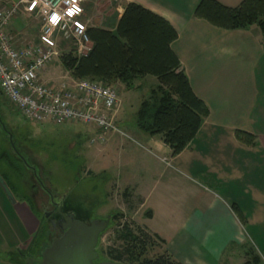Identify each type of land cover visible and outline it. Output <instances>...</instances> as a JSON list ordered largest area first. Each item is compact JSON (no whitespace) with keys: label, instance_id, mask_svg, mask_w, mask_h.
<instances>
[{"label":"crops","instance_id":"1","mask_svg":"<svg viewBox=\"0 0 264 264\" xmlns=\"http://www.w3.org/2000/svg\"><path fill=\"white\" fill-rule=\"evenodd\" d=\"M18 1L0 0V7ZM98 1L111 10L106 18L100 17L98 22L96 18L98 29L114 31L128 4H135L169 23L177 34L170 51L192 94L207 110V117L189 145L172 157L160 137H150L136 126L140 101L149 89L156 87V79L138 80L136 83L140 84L133 89L120 85L113 114L116 131L104 132L87 126L91 127L90 134L81 139L85 157L82 174L108 176L112 186L106 204L95 202L99 206L96 211L112 202L116 210L109 207L111 213L119 212L125 221L141 219L138 227L162 243L178 264H261L264 261V40L260 29L254 25L226 31L196 19L194 12L202 0ZM214 1L235 8L243 0ZM18 14L24 15L22 11ZM19 20L13 24H19ZM85 21L88 22L86 18ZM34 42H38V37ZM41 74V83L54 87L60 84L47 83ZM138 91L142 92L135 107L126 102L129 110L135 108L133 114H127L122 106L125 97L120 95L129 97ZM130 115H134L133 123ZM236 132L253 137V146L240 143ZM75 145L70 142L69 147ZM8 160L9 150L1 151L0 264H18L11 256L25 249L28 242L31 246L40 222L30 204L12 198L9 186H21L20 176L24 177L27 167L17 172L16 184L14 177L12 181L6 178L10 173ZM93 169H97L96 173ZM81 199L90 202L86 195Z\"/></svg>","mask_w":264,"mask_h":264},{"label":"rangeland","instance_id":"2","mask_svg":"<svg viewBox=\"0 0 264 264\" xmlns=\"http://www.w3.org/2000/svg\"><path fill=\"white\" fill-rule=\"evenodd\" d=\"M84 7L88 29L99 27L96 23L99 18H106L111 11L107 5L104 6L103 2H99L98 0H86ZM19 18L20 23H15V25L13 24L14 26L11 25L10 32L16 36V41L18 42H21V40L34 42L38 37V23L25 13L24 15L18 14L15 20ZM96 18L98 19L95 22ZM103 23H107V21H103ZM89 43L91 50L92 44L90 41ZM77 46V43L74 41L56 38L51 48L57 52L59 57L47 65L45 67L46 70L42 71L41 76L43 80L45 79L47 83H52V85H57L71 78L69 73L63 69L61 58L70 54L73 57H78ZM151 83L146 84L153 85ZM137 84L140 83H135V86ZM107 85L112 87L118 95L121 90L120 84ZM141 92L133 93L129 97L128 95H120L121 98L125 97L124 100L122 99V106L127 114H133V111H135L134 105L137 103ZM126 102L131 103L134 107L132 106L133 108L129 110ZM133 122L134 115L131 117L130 123ZM90 130L91 127L76 123H65L57 126L28 122L0 94V153L1 151L6 152L7 149L9 150L8 164L10 171L8 172L10 173L6 177L7 180L10 178V181H12V177H14L13 181L17 184V177H19L17 172L20 173L25 166L27 167L24 171V177L21 178L20 176L21 186L17 188L9 186L11 196L16 201L24 199V201L30 204L37 221L41 223L34 246L29 247L30 243L28 242L24 245L25 249L24 247L21 248L22 250L19 253L13 254L11 259L19 262L18 264H28L29 261L27 259L21 260L19 258H21V254L25 255L29 252L34 253L35 259L37 258L36 260H41L39 257L40 251L42 252L44 248L49 247L54 239H58L62 235L60 232H50L46 235L47 229H45V224L41 221L43 207L46 212L50 210L47 194L50 193L55 201L67 197L66 199L70 198L74 200L73 202L76 205H78L77 201L83 200L81 198L85 195L90 197L89 203L92 207V218L89 221L94 220L106 223L105 230L98 237L95 249L97 259L94 264L109 262L116 264H154L157 261L178 264L179 262L177 263L172 259L168 250L158 240L152 238L151 240L142 239L144 236L136 230L140 229L141 219L135 218L133 220L128 218L125 221L120 217L119 212L114 211L111 213V210H116V206L112 202L108 204V207L103 208L104 206H101L96 211L99 206L95 202L98 203L97 200H99L102 204H106L105 200L108 199L107 192L110 191L112 186L107 180L108 176L104 178L96 174L86 176L81 172L85 165L81 139L83 140L86 134L89 135ZM8 135L11 140H9ZM70 142L76 144L72 149L69 147ZM3 166L6 171L5 165ZM92 171L96 173L97 169H93ZM107 202L109 203L110 201ZM109 207L113 209L110 210ZM114 215H118V219L113 218ZM144 221L148 224V221ZM82 222L86 223V221ZM123 228L131 230L133 237L136 238L130 245L117 240V234ZM34 239L31 243H34ZM249 244L256 253L254 244L251 241ZM261 264H264V261Z\"/></svg>","mask_w":264,"mask_h":264},{"label":"trees","instance_id":"3","mask_svg":"<svg viewBox=\"0 0 264 264\" xmlns=\"http://www.w3.org/2000/svg\"><path fill=\"white\" fill-rule=\"evenodd\" d=\"M194 17L226 31L255 25L264 40V0H243L235 8H227L214 0H202ZM87 36L92 44L87 56L62 57L63 69L74 80H98L106 85L120 84L126 89L135 88L138 80L155 78L156 87L149 89L137 110L136 126L150 137H160L172 157L180 154L197 134L207 110L192 94L187 78L178 70L179 63L170 51V45L177 38L174 29L164 19L128 4L114 31L90 28ZM235 136L246 146L254 144L253 137L247 134L236 132ZM77 203L72 204V209L84 215L88 222L92 218L91 204L84 200ZM136 230L144 236L142 239H156ZM135 239L128 228L117 234V240L128 245ZM154 264L169 263L157 261Z\"/></svg>","mask_w":264,"mask_h":264},{"label":"built area","instance_id":"4","mask_svg":"<svg viewBox=\"0 0 264 264\" xmlns=\"http://www.w3.org/2000/svg\"><path fill=\"white\" fill-rule=\"evenodd\" d=\"M86 0H19L0 7V93L28 122L76 123L104 132L116 131V91L98 80L68 78L54 87L40 74L59 56L56 38L77 43L78 58L90 51ZM22 11L38 23V42L16 41L10 27Z\"/></svg>","mask_w":264,"mask_h":264},{"label":"water","instance_id":"5","mask_svg":"<svg viewBox=\"0 0 264 264\" xmlns=\"http://www.w3.org/2000/svg\"><path fill=\"white\" fill-rule=\"evenodd\" d=\"M47 194L52 199L51 194ZM105 227V222L93 220L86 224L69 216L65 218V225L61 228L62 235L40 253L41 260L32 258L29 264H94L97 259L95 249L98 237Z\"/></svg>","mask_w":264,"mask_h":264},{"label":"flooded vegetation","instance_id":"6","mask_svg":"<svg viewBox=\"0 0 264 264\" xmlns=\"http://www.w3.org/2000/svg\"><path fill=\"white\" fill-rule=\"evenodd\" d=\"M66 198L65 199L61 198L60 200L55 201L53 198L51 199L49 197V206H50L49 212H46L45 208L43 207V217L41 221L42 223L45 224V229H47L46 235H48L50 232L51 233L60 232L62 234L61 228L65 225V218L69 216L79 221L86 220L85 219L86 217L84 215L75 212L72 209V204L75 203L73 202L74 200L70 198L69 199ZM91 221L88 222L86 221V223L89 224ZM22 257L23 259H27L28 261L32 258L35 259L34 253H29V252H27L25 255H22Z\"/></svg>","mask_w":264,"mask_h":264}]
</instances>
